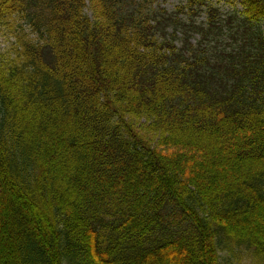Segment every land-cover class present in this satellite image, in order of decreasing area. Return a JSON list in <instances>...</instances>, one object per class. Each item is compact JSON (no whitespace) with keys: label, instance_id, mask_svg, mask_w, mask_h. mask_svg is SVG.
<instances>
[{"label":"trees","instance_id":"obj_1","mask_svg":"<svg viewBox=\"0 0 264 264\" xmlns=\"http://www.w3.org/2000/svg\"><path fill=\"white\" fill-rule=\"evenodd\" d=\"M240 3L0 0V264H264V0Z\"/></svg>","mask_w":264,"mask_h":264},{"label":"rangeland","instance_id":"obj_2","mask_svg":"<svg viewBox=\"0 0 264 264\" xmlns=\"http://www.w3.org/2000/svg\"><path fill=\"white\" fill-rule=\"evenodd\" d=\"M187 0H153V6H159L160 8L165 9L167 12L174 11L177 7H180L186 3ZM210 4H213L215 7L219 9V17L226 22V18L233 12H240L242 10V5L240 0H206ZM205 14L201 12L197 16V20H203ZM20 21L14 22V26L21 24ZM230 26L233 27V30H236V21H232ZM227 27V24L223 25ZM262 30L264 31V23L261 25ZM11 29L7 25L0 26V55L3 54L7 56L12 50V42L14 40V36L11 34ZM26 32H29V28L25 29ZM237 43L243 44L242 35L237 33ZM30 37L37 39L35 34H30ZM222 45V44H220ZM219 45V46H220ZM232 46L235 45L232 43ZM245 48H248V45H244ZM235 254H228L227 252L220 253L221 255V264H260L258 263L251 254L245 250L244 248H238Z\"/></svg>","mask_w":264,"mask_h":264}]
</instances>
